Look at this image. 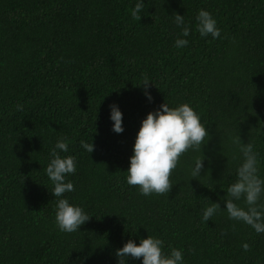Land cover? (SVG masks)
<instances>
[{
    "label": "trees",
    "instance_id": "trees-1",
    "mask_svg": "<svg viewBox=\"0 0 264 264\" xmlns=\"http://www.w3.org/2000/svg\"><path fill=\"white\" fill-rule=\"evenodd\" d=\"M137 2L0 0V264H119L117 250L148 235L166 254L180 249L183 264H264V233L229 219L223 199L244 159L238 136L253 144L264 179V0H143L139 21ZM201 9L218 38L197 31ZM178 38L187 46L176 47ZM165 102L188 103L209 136L180 157L168 194L144 196L127 170L142 120ZM112 104L122 112L119 134ZM62 136L69 150L60 155L76 158V172L65 178L75 191L61 198L91 216L73 233L55 222L59 198L46 174ZM212 202L221 210L204 222Z\"/></svg>",
    "mask_w": 264,
    "mask_h": 264
},
{
    "label": "clouds",
    "instance_id": "clouds-1",
    "mask_svg": "<svg viewBox=\"0 0 264 264\" xmlns=\"http://www.w3.org/2000/svg\"><path fill=\"white\" fill-rule=\"evenodd\" d=\"M144 8L143 0H139L131 10L134 20L141 19ZM197 31L202 37L211 35L214 39L220 36L217 21L211 13L199 10L197 16ZM175 24L182 29L181 35L187 37L190 28L185 23L184 16L175 14ZM187 39L178 38L176 47H185ZM150 80L144 77L142 86L145 95L151 101L152 97L147 92ZM22 110V105H18ZM110 119L114 122L113 131L122 133V112L116 104L110 105ZM209 136L206 126L201 123L200 116L188 103L177 107H169L165 102L155 112H149L141 122L133 146V155L130 157V167L127 170V183L140 189V193L149 196L168 194L173 184L172 172L176 169L180 157L189 149L201 151L205 138ZM240 146L243 162L237 169V179L227 188V195L223 199L226 203L228 218L251 226L257 234L264 233V179L258 175V153L254 152L252 143H243L240 137L233 141ZM80 145L87 152L94 151L93 143L80 141ZM59 150V151H57ZM67 137H61L50 152V163L46 167V174L54 185L52 195L59 198L56 201L55 222L62 232L73 233L79 231L81 225L91 216L86 214L79 206L69 203L67 198H61L67 192L75 191L71 181L66 182V176L75 174L76 158L72 155L62 157L60 152H68ZM204 158L198 157L192 169V177L200 176L203 169ZM207 199V198H206ZM243 199L245 207L239 206L236 201ZM221 210L219 203L212 202L203 211L202 221L208 222L213 215ZM164 242L157 237L148 235L140 240L137 245L129 239L122 248L116 252L119 264H126V258L141 259L142 264H183V252L171 247L170 253L163 251ZM250 245L243 244L244 251L250 250Z\"/></svg>",
    "mask_w": 264,
    "mask_h": 264
}]
</instances>
